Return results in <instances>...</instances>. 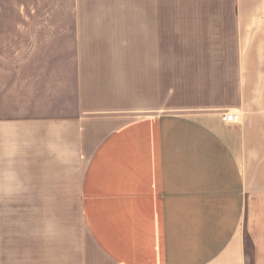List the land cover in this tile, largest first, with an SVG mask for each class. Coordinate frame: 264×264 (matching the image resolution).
<instances>
[{
    "label": "crops",
    "instance_id": "crops-1",
    "mask_svg": "<svg viewBox=\"0 0 264 264\" xmlns=\"http://www.w3.org/2000/svg\"><path fill=\"white\" fill-rule=\"evenodd\" d=\"M62 1L75 102L0 119V206L74 205L83 232L12 259L4 220L0 264H264V0Z\"/></svg>",
    "mask_w": 264,
    "mask_h": 264
},
{
    "label": "rangeland",
    "instance_id": "rangeland-1",
    "mask_svg": "<svg viewBox=\"0 0 264 264\" xmlns=\"http://www.w3.org/2000/svg\"><path fill=\"white\" fill-rule=\"evenodd\" d=\"M59 1L0 0V119L58 118L73 106L77 47L51 45V31L44 26L46 10ZM4 220L11 229L12 259L20 242L33 258L44 239H59L69 229L83 232L74 205L0 206V225Z\"/></svg>",
    "mask_w": 264,
    "mask_h": 264
},
{
    "label": "built area",
    "instance_id": "built-area-1",
    "mask_svg": "<svg viewBox=\"0 0 264 264\" xmlns=\"http://www.w3.org/2000/svg\"><path fill=\"white\" fill-rule=\"evenodd\" d=\"M223 119L228 123H238L241 116L236 112H227L223 114Z\"/></svg>",
    "mask_w": 264,
    "mask_h": 264
}]
</instances>
